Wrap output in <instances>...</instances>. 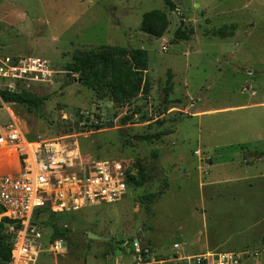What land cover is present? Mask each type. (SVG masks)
<instances>
[{
	"label": "rangeland",
	"instance_id": "obj_1",
	"mask_svg": "<svg viewBox=\"0 0 264 264\" xmlns=\"http://www.w3.org/2000/svg\"><path fill=\"white\" fill-rule=\"evenodd\" d=\"M171 1L0 0V59H41L55 72L47 84L0 79V92L48 98L32 112L0 99V129L14 120L28 140L59 141L73 169L119 163L145 177L116 204L45 215L48 238L70 232L38 264H140L134 240L163 264L208 255L264 264V0ZM152 11L168 20L160 39L141 30ZM233 25V37L212 35ZM103 46L147 51V95L119 106L65 71L76 52Z\"/></svg>",
	"mask_w": 264,
	"mask_h": 264
},
{
	"label": "built area",
	"instance_id": "obj_2",
	"mask_svg": "<svg viewBox=\"0 0 264 264\" xmlns=\"http://www.w3.org/2000/svg\"><path fill=\"white\" fill-rule=\"evenodd\" d=\"M55 77L50 63L30 57L0 59V79L47 84ZM8 90L14 91L9 85ZM0 149L4 161L17 171L0 170V207L2 219L9 220L7 234L12 237L10 264H38L45 245L60 251L63 240L46 235L42 220L47 211L61 215L81 211L87 206L112 205L128 193L129 169L119 163L100 162L73 169L71 157L59 141L28 140L14 120L0 129ZM1 157V158H2ZM42 220V221H41ZM140 264L156 261L150 247L132 242ZM180 250V246H174ZM185 264H237L231 255H208L184 260Z\"/></svg>",
	"mask_w": 264,
	"mask_h": 264
},
{
	"label": "trees",
	"instance_id": "obj_3",
	"mask_svg": "<svg viewBox=\"0 0 264 264\" xmlns=\"http://www.w3.org/2000/svg\"><path fill=\"white\" fill-rule=\"evenodd\" d=\"M166 6L174 9L175 5L171 0H165ZM168 28L166 15L160 11H152L143 17L141 30L145 34L160 39ZM236 26L233 25L230 30L227 26L212 32L214 37L227 39L234 36ZM176 38L183 41L189 40V37L183 32H178ZM149 66V56L147 51L142 49H127L118 47L103 46L96 51L76 52L73 61L65 67L68 75H78L80 81L93 91H108L112 101L119 106H126L136 99L139 95L149 93V78L147 76ZM171 75L169 84H171ZM171 88V87H170ZM0 99L4 104L21 105L29 112L39 109L48 100L47 97H38L31 93L19 90H4L0 92ZM129 117L123 119V124L129 121ZM101 130L103 126H97ZM170 131H165L148 136H136L135 140L151 143L161 141L163 137L170 135ZM139 179L129 178L137 186H143L145 177L143 169L139 171ZM49 214L47 211H42ZM3 208L0 207V214ZM51 215V214H49ZM12 224L7 219L0 221V263L10 264L12 252V237L8 235L7 225ZM43 225H53L49 221H43ZM68 229H57L52 240L68 239ZM149 247V246H147Z\"/></svg>",
	"mask_w": 264,
	"mask_h": 264
},
{
	"label": "water",
	"instance_id": "obj_4",
	"mask_svg": "<svg viewBox=\"0 0 264 264\" xmlns=\"http://www.w3.org/2000/svg\"><path fill=\"white\" fill-rule=\"evenodd\" d=\"M115 126H116V124L113 123V122H107V123H106V127H115ZM88 237H89L90 239H92V240H101V241H105V242L109 241V239H102V238H100L99 236L94 235V234H92V233H89Z\"/></svg>",
	"mask_w": 264,
	"mask_h": 264
},
{
	"label": "crops",
	"instance_id": "obj_5",
	"mask_svg": "<svg viewBox=\"0 0 264 264\" xmlns=\"http://www.w3.org/2000/svg\"><path fill=\"white\" fill-rule=\"evenodd\" d=\"M0 150H2V149H0ZM2 152H3V150H2ZM1 161H3V164L5 163V164H8V163H6L4 160H1ZM17 169H18V166H17V163L16 164H14V166H12V167H6L5 165L4 166H1V164H0V170L3 172V171H6V172H8V171H13V172H15V171H17Z\"/></svg>",
	"mask_w": 264,
	"mask_h": 264
},
{
	"label": "bare ground",
	"instance_id": "obj_6",
	"mask_svg": "<svg viewBox=\"0 0 264 264\" xmlns=\"http://www.w3.org/2000/svg\"><path fill=\"white\" fill-rule=\"evenodd\" d=\"M76 145H77V144H76ZM76 145H75V146H76ZM76 152H77V150H76ZM76 156H77V155H76ZM76 156H75V157H76ZM69 157H70V156H69ZM71 158H72V157H71ZM83 158H84V157H83ZM82 162H83V161H82ZM76 164H77V163H76ZM76 164H75V165H76ZM81 165H82V164H81Z\"/></svg>",
	"mask_w": 264,
	"mask_h": 264
}]
</instances>
